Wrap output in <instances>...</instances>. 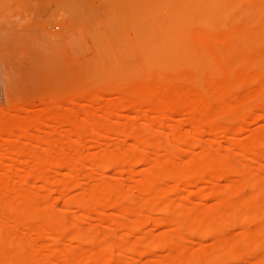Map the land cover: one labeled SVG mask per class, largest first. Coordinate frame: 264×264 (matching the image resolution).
<instances>
[{"label":"rangeland","instance_id":"obj_1","mask_svg":"<svg viewBox=\"0 0 264 264\" xmlns=\"http://www.w3.org/2000/svg\"><path fill=\"white\" fill-rule=\"evenodd\" d=\"M204 1L208 15L195 25L198 20L193 14L175 11L169 0H0V179L23 186L30 196L27 201L23 196L17 199L16 221L4 225L0 244L10 263L74 264L75 258L62 259L70 253L81 264H264V190L252 192L241 179L247 173L251 185L264 183V143H254L258 134H264V60L244 66L247 75L257 70L260 74L257 78L251 75L254 79L246 82V88L239 82L234 85L238 88L228 89L233 98L228 93L226 97L240 98L237 107L241 102L246 105V109L239 106L244 113L233 122L228 121L230 114L225 109L218 110L219 103L209 93L203 92L207 109L205 116L201 113L207 124L199 112L192 115L196 111L185 98L176 97L180 108L175 112L171 111L176 108L175 102L171 104L175 98L163 106L140 96V91L156 81L195 91L197 81L221 78L219 63L238 62L233 52L241 48L242 33L231 39L221 36L231 25L255 24L258 13L247 0ZM227 3L235 6L229 14L224 9ZM206 37H212L224 51L219 62L204 58ZM121 101L131 104L106 113ZM151 103L160 106L153 108ZM55 114H69L80 124L96 116L112 133L106 135L100 129L102 136L94 130L86 142L77 144L71 134L73 126L60 124L57 129L51 120ZM241 116H245L244 130L233 137L231 128L239 126ZM35 118L42 119L40 125L33 123ZM196 125L203 129V136L186 157L184 137H193ZM138 129L149 130L155 141L167 138L177 143L173 157L183 168L193 159L205 158L203 145L208 143L231 159L240 152L246 161L234 163L236 167L233 164L218 180L217 190L210 191L207 173L199 175L196 184L189 183L185 175H176L168 182L171 191L142 199L140 188L155 178L147 175L149 168L141 159L161 162L167 153L158 143L147 148L144 139H136ZM122 136L126 141L117 142ZM54 146L70 149L72 168L67 161L57 164ZM30 151L42 155L40 171L44 178L53 177L55 186L47 181L35 186V179L28 176ZM128 151L135 159L126 164L121 159ZM87 154L92 157L88 166ZM108 158L115 161L108 160L110 166L104 170ZM84 164L85 177L77 189L74 184ZM128 166L132 171L127 174L123 170ZM177 183L178 193L173 189ZM56 184L63 185V192ZM116 188L125 192V197L117 198L120 203L135 205L137 211L107 209L97 202L89 214L84 213L93 197H114ZM240 192L246 193L240 198L245 196L247 201L256 196L255 200L245 211H229L231 200ZM173 200H180L179 206L167 210L166 204ZM243 211L246 217L241 218ZM227 212L231 213L228 217ZM209 226L224 233L188 231ZM86 232L94 236L83 240Z\"/></svg>","mask_w":264,"mask_h":264},{"label":"bare ground","instance_id":"obj_2","mask_svg":"<svg viewBox=\"0 0 264 264\" xmlns=\"http://www.w3.org/2000/svg\"><path fill=\"white\" fill-rule=\"evenodd\" d=\"M169 1L173 4L175 11H183L184 10L186 12L188 11L191 14H193V16L198 20V22L195 25H199L200 21L204 20L205 17H207V15H208V11H205L206 4H205L204 0H169ZM246 2L248 4V6H250V8L253 11H256L258 13L256 23L253 24L251 21V23L246 24V26H241V27H238L236 24L231 25L230 26L231 28L228 30V33L221 36V37H224V36L227 37L228 36L227 38L231 39L234 35H240L242 33L240 36L244 37V39L240 43V47H241L240 50L233 52V53L237 54L238 62L230 61V62L222 63V64L219 63L221 74H222L220 79H218V80L211 79L205 83H201V82L197 81L196 85L198 87H196L195 91H189V90L186 91L185 89L180 88L181 87L180 85L179 86L175 85V84H173V85L168 84L167 85V84L163 83L162 81H156V82L152 83L150 86H147L146 89H144L143 91H140V93H141L140 96L144 94L145 96L144 97L142 96V97L145 98L146 100H151V101H154L156 103L158 101H160L161 104H163V106L165 105L164 103H166L167 101H172V99L174 100V98H175V100L172 101L171 104H174L173 102H175L174 105H176V108L174 107V109H173L171 107L172 105L170 107H171V111L177 110V112H178V108H180V107H178V105L176 103L179 104L180 98H185L184 100L190 101V103H188V104H191L190 107H193V109H195V111H196L195 113L191 112L192 115L200 113L199 117H201V120L203 121L202 115H204V111H205V109H207L206 106H203V104L206 105L205 103H203V102H205L204 98H203V92L209 93L219 103L218 110L220 111V109H225L224 112H226V111L228 112V113L226 112L225 114H227V115L230 114L229 118L232 120H229V118H228V121L233 122L235 120V118L238 116L240 118V115L244 113V112L242 113L243 110H241L243 108L244 104L241 102L239 104V106L240 105H242V106H241V109H239V106L237 107L236 103L238 102V100L240 98L237 101H235V100H232L231 98H229V96L226 97V94L228 93V95L231 94L230 96H232V98H233L232 93L231 92L229 93L227 91H230L228 89L234 87V85L239 83V82H242V84L244 83L245 88H246V82L252 78L250 76L253 75L254 78L255 77L257 78V76H255V75H258L259 73L257 70L256 74L247 75V73L245 72V67H246L245 65H247V63H250V65L252 66V64L254 62L258 63L257 61H261V63H262V60H264V0L263 1L247 0ZM224 6H225V8H224L225 13H227V14H229L235 10V6L230 4V3H227ZM173 11H174V9H173ZM231 22H232V20H231ZM46 33H48V32H46ZM47 35H50L49 37H54V35L51 33H48ZM45 37H46V35L44 36V38ZM47 39H48V37L46 38V41H47ZM223 52H224L223 50H219V48L216 47L215 40L212 37H206L205 38V52L204 53H207V54L204 55L205 56L204 58H207V60L215 63L216 61H218V57L222 56L224 54ZM243 67H244V71L242 70ZM260 70H259V72H260ZM261 73L263 74V71H261ZM259 76H260V74H259ZM254 78H252V79H254ZM260 79L261 78H259V80ZM261 80H263V79H261ZM262 82L264 84V81H262ZM239 87H241V86H239ZM262 87H259V88L261 89ZM236 88H238V87L235 86L234 89H236ZM259 88L257 89L258 92L260 91ZM262 90L263 89H261V91ZM231 91H232V89H231ZM244 95L246 96L247 92H246V94L244 93ZM244 95H243V97H244ZM263 96H264V94H263ZM176 97H178L179 99H177ZM244 99L241 101H243V102L246 101L245 97H244ZM155 100H157V101H155ZM176 100H178V101H176ZM129 104H131L129 101H121L120 103H118L116 105L115 108L109 109L108 111H106V113L108 115L113 114L117 110L116 108H120L121 106H124V105L128 106ZM158 104H159V102H158ZM152 105L153 104L151 103L150 106L153 108H159L157 106H160V105H156V104H155L156 106L155 105L152 106ZM167 105H169L168 102H167L166 106ZM237 105H238V103H237ZM244 106H245L244 108L246 109V105H244ZM193 109H192V111H193ZM200 110L201 111L203 110V111L201 112ZM197 112H199V113H197ZM201 113H202V115H201ZM217 113L220 114L219 112H217ZM263 114H264V110H263ZM244 117L245 116L242 117V120L240 119L241 122H240L239 126L231 128L232 132H233V137L238 136L244 130V128H243ZM193 119L196 120L195 118H193ZM198 119H200V118H198ZM51 120L56 123L57 129H58V126L60 124H66V123L71 124L73 126V129L71 130V134L75 137L73 142L77 143V144H81V145L84 143V141L86 139L89 138V134L91 131L95 130V132H96L97 130H99V132H101L100 129H102L104 131V134H106V135H110L112 133L107 128V126H105V122H102L100 120V118H98L96 116H94L90 120H88L86 122V124L78 123L69 114H65L63 116L55 114V115H53ZM194 120L192 122H194ZM201 120H199V121H201ZM199 121H197V122H199ZM41 122H42V119H40V118H35L33 120V123H35L36 125H40ZM192 122H191V124H192ZM197 122H196V124H197ZM205 122L203 121L202 123L204 124ZM207 122H208V120H207ZM202 123H201V125H202ZM205 124H207V123H205ZM209 125L213 126L210 123H209ZM215 126H213V127H215V129H216L217 125L215 124ZM148 127H149V125H148ZM99 132L97 131L98 134H99ZM203 132L204 131L201 128V126L196 125V133L194 134V136L191 138L188 136H186V138L184 137V141H185L187 148H188L187 151L184 153V155H186V157L188 155L187 154L188 151H190L191 149H193L197 145L199 146V142L201 141L200 137L203 134ZM100 134L103 136V132H101ZM106 135H104V137ZM258 135L259 136L255 137V138L253 136L254 141H255L254 143H256V142L264 143V134H258ZM165 136H167V135L164 134V137ZM64 137H67V135H63L62 138H64ZM108 137H110V136H108ZM108 137H106V140ZM122 137L124 138L126 136H122ZM91 138L95 139L96 136H92ZM180 138L182 139L183 137H180ZM125 139L126 138H124L122 140H117V142L122 143V141H123V143H124L126 141ZM136 139H138V140L144 139L146 144H147L146 146H148L147 148L153 147V146H155V144L158 143V145L160 144V147L162 148V150L165 151V153H167L166 159L164 161H161V162H158L157 158H156L157 160L155 159L156 161L151 160L149 158L141 159V161L143 160V163L149 168V174H147V175H149V176L151 175V178H152V176H153V178H155L154 182H148L147 184H145L142 187V189L140 188V192L142 190V192H141L142 196H143V197H141L142 199L157 197V196H160V194H164L165 192L170 190L168 188V182L174 180L176 175H180V176L185 175V177L189 181V183L196 184L200 180L199 175H201L202 173H207L210 175V187H209L210 191L217 190L216 185H217L218 180L220 178H222V175H224V173L226 171H229L231 166L234 163L241 162L240 161L241 159H244L246 161V157L244 155L240 154V152H238L239 154L237 153L238 156L236 155L237 156V157H235L236 159H231L232 157L230 158L225 153H223L225 155H222L219 152H217L218 150L215 151L216 149H212V146L210 145V143H208V144H205V146L203 145V147H205V148L202 147L203 149H205V151H207V156H205V158L193 159L191 161L192 163H190V164L188 163L189 164L188 167L186 166V168H183L185 166H183V167L178 166L176 164V162L174 161V157H173L175 155V154L173 155V153L177 149V146H178L177 143H173L172 141H171V143H169L170 140H168L167 138H165L164 140L162 139L160 141H155L151 138L150 131L147 129H138L136 131ZM63 140H65V139H63ZM69 152H70V149H68L67 147H62L61 149H58L57 146H54L53 150H52V155L56 158L57 164H59V162L61 164L62 163L65 164L64 162L67 161L68 162L67 166L72 168L75 165V163L68 159ZM28 157L32 161V167L30 168V170L28 172V176L35 179V183H36L35 186H39L42 181L50 182L53 186H55L56 180H54L53 177H51V176H49L48 178H44V176L42 175V173L40 171V166H41L42 159H43L42 155L40 153L30 151L28 153ZM129 159H135V156L133 155V153H130L128 151L125 154V156L121 159V161L127 164L129 162ZM184 159H185V157H184ZM249 159H251V158H249ZM249 159H247V160H249ZM84 160L86 161L87 166H88V164H90V161L92 160L91 155L87 154L84 157ZM108 160H110V159L108 158L107 162H105V161L103 162V165H102L103 169L109 168L108 166H110V165H109ZM112 160L115 161V158H111V160H110L111 163L114 162ZM137 160H139V159H137ZM259 164H260L259 165L260 167L263 166L262 165L263 163H261V160L259 161ZM233 166L236 167V164H234ZM129 167L130 166H128V168L123 170V172H127V174H128V172H130V170H131V168H129ZM84 169H86V164L81 166V169H80V172L78 174L76 183L74 184V186L77 189L82 187L81 183L85 177ZM241 177H242L241 179L243 181H246V184H247L246 186H248L246 188L251 190L252 192H253V190H255V191L264 190V183H263V185L262 184L251 185L249 183L247 173H242ZM94 179H96V178H94ZM99 179L98 180L96 179L98 183L101 181V179H100V181H99ZM57 183H59V182H57ZM62 184H56L58 186H56L55 188L58 187L57 189H61V191H62L63 190ZM15 185L16 184H13V182H11V181H6V179H0V239H2L4 237V234H5L4 233L5 232L4 225L8 222L16 221L14 213L17 210V206H16L17 199L20 196H23L24 200H26V201L30 200V196L27 192H25V188L23 186L17 187ZM59 185H60V187H59ZM173 189H175L174 192L178 193V183L175 186V188H173ZM116 190H117V188H116ZM244 192H246V191H244ZM59 194H60V192H59ZM61 194H64V193H61ZM240 194L242 195L243 193L240 192L238 195L239 197L237 199L231 200V203H230L229 208H228L229 211H233L236 209H244V211H245L246 205H248L251 201L255 200V197H256V196H251L250 198L253 200H247L246 201V199H244L246 197L244 196V198H242V197L240 198ZM243 195H246V193ZM121 197L122 198L125 197V192L122 191L121 189H118L116 191V194L114 197L113 196L112 197H106L105 196V198L93 197L91 199V202H89V204L85 205V212L84 213L89 214V211L92 210L91 207L97 202H100L103 205V207H105L107 209L117 207V208H120L122 211L135 212L136 209L134 210V207H136V206L134 205V207H133L130 204L129 205L123 204V203L121 204L120 201L117 199V198H121ZM173 201H172L173 203L171 202L172 205L169 204L170 201L169 202L167 201L168 204L165 203L166 201L163 203V204H166V206H168V207L171 206V208L167 207V210L168 209L171 210V209H173V207L176 208V206H179L180 200H173ZM166 206H165L164 211H167ZM244 211L242 213H240L241 218L246 217V213ZM247 211H248V209L246 210V212ZM163 213H165V212H163ZM230 214H231L230 212H227V214H224V215L226 217H228V216H230ZM224 215L220 218H223ZM216 217L217 216H215L214 218H216ZM208 218H212V216H208ZM18 220L22 221L23 218L18 219ZM163 220H165V219H163ZM168 222H169V220H168ZM179 222H181V221L179 220ZM129 228L130 227L128 226L127 229H129ZM35 229L36 228L33 227V231L37 232L38 230L36 229V231H35ZM188 231L192 232V233L202 232L204 235H207V234L218 235V234L224 233V231H222L220 229H216L213 226H209L203 230H201V229H189ZM125 233H124V235H126ZM82 234H83V240H87L89 237L94 236L93 234H89L88 232H86L85 234L84 233H82ZM128 235H129V233H128ZM71 253H73V252H71ZM6 254L7 253L5 250V246L0 244V264H12V262L10 263L9 258ZM72 258L73 259L75 258V260L77 261L76 258H78V257H76L75 254L68 253L67 255H64V257L62 259L70 261ZM75 260H72L74 264H76ZM78 261L79 262H77V263L79 264L81 260L78 258Z\"/></svg>","mask_w":264,"mask_h":264}]
</instances>
